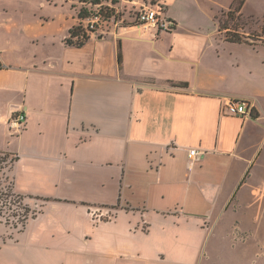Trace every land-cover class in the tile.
Returning <instances> with one entry per match:
<instances>
[{
	"label": "crops",
	"instance_id": "obj_1",
	"mask_svg": "<svg viewBox=\"0 0 264 264\" xmlns=\"http://www.w3.org/2000/svg\"><path fill=\"white\" fill-rule=\"evenodd\" d=\"M80 2L0 0V155L13 192L41 209L0 235V264H193L222 211L217 242L240 253L230 262L264 264L262 41L234 42L223 27L203 45L195 38L212 33L188 8L207 20L227 9L159 0L171 32L131 27L77 47L66 40ZM227 98L252 100L253 116L229 115Z\"/></svg>",
	"mask_w": 264,
	"mask_h": 264
},
{
	"label": "built area",
	"instance_id": "obj_2",
	"mask_svg": "<svg viewBox=\"0 0 264 264\" xmlns=\"http://www.w3.org/2000/svg\"><path fill=\"white\" fill-rule=\"evenodd\" d=\"M80 5L81 17L74 26L77 36L68 37L73 43L84 42L99 33L106 35L112 31V34L118 35L120 29L131 27L138 28L140 32L153 30L156 33L171 32L175 28L174 23L164 15L159 0L154 3H139V0H81ZM223 109L231 116L250 118L255 105L250 99L227 98ZM25 122L24 114L15 113L7 120V127L12 134L18 135L25 128ZM197 155L199 152L196 150L189 152L190 159ZM30 202L26 197L13 192L11 180L0 184V227L9 230L7 239L21 233L27 223L40 212L39 205Z\"/></svg>",
	"mask_w": 264,
	"mask_h": 264
},
{
	"label": "rangeland",
	"instance_id": "obj_3",
	"mask_svg": "<svg viewBox=\"0 0 264 264\" xmlns=\"http://www.w3.org/2000/svg\"><path fill=\"white\" fill-rule=\"evenodd\" d=\"M217 1L220 2L225 7V9H227V11L219 14L217 16V19L215 20H207L202 14L198 13L195 5H190V8H188V11H191V15L188 16H191L190 19H195L193 22H199L206 25L205 29H203V33H212L211 37L207 39L196 37L195 39L197 41L203 42V45H205L206 42H212L214 43V46H216L217 41L221 38L220 32H222L223 27H228L229 29H231V31L227 32L225 36L229 39L240 37L242 38V40H245L251 44H257L258 39H260V41H262V43L264 44V0H244V5L242 6L240 12L237 14H231V16H228V12L229 9L233 6L235 0ZM221 56L225 57V54L222 53ZM10 166L11 161L0 155V178H2L3 180L2 182H0V184H5L10 181L8 176V170ZM30 203L33 205H38L37 202L34 201H31ZM250 210V218L252 222L249 224V227H257V208L255 207L253 209H249V211ZM212 222L213 221H209L208 223H206L205 226L208 228V236L205 237V240L203 241L201 246V250L192 255L190 257V261L193 264H232V262L230 261L234 262L235 260H237L236 258L238 257L236 255L240 254L239 249L232 248L228 244L217 242V237L220 235V233H224L229 230V224H227L226 222L225 211H222L218 215L215 223ZM7 233H9V230L1 226V238L7 239ZM242 233V231H238V234L242 235ZM9 236L11 237V235ZM173 244L174 241L168 238L162 241L161 249L165 252L166 249L171 248ZM220 257L223 259L222 262L218 261V258Z\"/></svg>",
	"mask_w": 264,
	"mask_h": 264
},
{
	"label": "trees",
	"instance_id": "obj_4",
	"mask_svg": "<svg viewBox=\"0 0 264 264\" xmlns=\"http://www.w3.org/2000/svg\"><path fill=\"white\" fill-rule=\"evenodd\" d=\"M155 1H153L154 3ZM244 5V0H235L234 1V4L233 6L229 9V12H228V16H231V14H237L240 12L242 6ZM81 17V15H79ZM233 16V15H232ZM222 28V27H221ZM69 35L70 37H75L77 36V30L73 27L70 31H69ZM228 39V37H227ZM88 39H86L84 42H76V43H73L71 41L70 38H68L66 40V43L69 44V45H73V46H77V47H80L82 46ZM230 40H233L234 42H246L245 40L243 41L242 38L240 37H236L235 39H230Z\"/></svg>",
	"mask_w": 264,
	"mask_h": 264
}]
</instances>
